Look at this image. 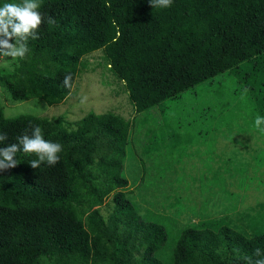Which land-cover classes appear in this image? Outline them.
Listing matches in <instances>:
<instances>
[{
    "label": "trees",
    "instance_id": "trees-1",
    "mask_svg": "<svg viewBox=\"0 0 264 264\" xmlns=\"http://www.w3.org/2000/svg\"><path fill=\"white\" fill-rule=\"evenodd\" d=\"M20 2L0 0V6ZM40 4L44 22L39 38H29L23 59L5 58L12 70L0 68V84L12 100L61 104L73 92L84 56L104 50L138 116L131 122L112 112H90L74 123L63 116L8 118L0 104V134L8 137L0 147L17 142L25 131L30 134V125L40 126L46 140L62 145L54 166L44 162L33 169L29 161L38 157L20 151L17 167L0 172V264H248L246 257L264 259V216L256 225L251 213L241 215L248 210L236 212L239 221L253 228L252 235L225 225L231 219L228 209L237 211L228 205L229 187H247L239 178L264 164V122L255 125L257 116L264 118V0H172L167 8H152L148 0ZM49 16L55 23L47 22ZM66 75L72 77L70 86L63 84ZM221 76L225 81L236 78L237 87L216 85ZM205 83L217 103L205 105L203 112L221 122L218 130H181L190 123L171 122L167 112ZM235 100L228 119L225 105H235ZM155 109L160 115L155 119L163 124L145 129L147 124L141 123L144 129H135L139 118L148 121ZM233 130L255 133L261 164L254 157L226 154L229 141H242ZM142 131H157L174 147L191 145L187 150L209 145L204 168L210 174L192 178L208 188L200 211H194L200 219L180 225L169 261L163 256L168 226L127 195L125 161ZM220 143L227 151L216 152ZM158 144L151 141L144 153L152 155ZM167 155L182 156L175 151ZM181 201L177 197L172 206ZM259 209L264 211V204Z\"/></svg>",
    "mask_w": 264,
    "mask_h": 264
},
{
    "label": "rangeland",
    "instance_id": "rangeland-1",
    "mask_svg": "<svg viewBox=\"0 0 264 264\" xmlns=\"http://www.w3.org/2000/svg\"><path fill=\"white\" fill-rule=\"evenodd\" d=\"M6 59H0V68L12 70L13 67L9 62H6ZM223 77L225 76L218 77L214 80L217 82L216 85L222 83L227 86V90H234L237 87L238 80L236 78L232 77V79L225 81ZM208 87V83L203 84L197 90L187 93L184 101L178 107L174 106L170 108V111L167 112L171 118L170 121L176 124L190 123L188 128L184 127L181 130H218V128L216 129V124H220L221 122L219 120H213L212 122V115L210 113L204 114L203 112L205 105L211 104V102L213 104L217 103L216 98H211L213 93L205 90ZM85 97L87 98L86 101L81 103V100ZM232 102L235 105H230V101L227 106L225 105L226 113L228 111L231 112L235 108L238 100ZM0 104L4 108L5 115L8 118H14L20 115H35L52 119L63 116L69 122L74 123L80 121L90 112L97 114L112 112L123 116L131 122L133 120L135 121L138 116L129 99L125 83L112 73L104 50H98L84 56L82 64L79 67L73 92L61 104L49 106L41 99L16 102L12 100L10 93L1 84ZM182 108L184 110L192 109V111H195V114L186 113L181 110ZM156 110H152L150 113L156 114ZM176 110L177 112L173 115ZM159 116L156 114L153 118H149L146 121L147 123L139 118L135 129H144L140 127L141 123L147 124V128L145 129H149V127L158 129V125L164 122L155 119L156 117L159 118ZM156 133L157 131L155 133L142 131L136 134V139L139 142L131 147V154L129 155L131 158L125 161L124 175L130 181L127 195H131L135 202L142 205L143 209L152 211L159 222L164 221V224L168 226L170 240L168 246L163 250V256L169 261L173 242L176 241L178 233L182 230V226L180 225L195 224L200 219L195 215L194 211H200L208 188H205L204 190L206 192H204L202 183L197 182L199 180H195L194 183L192 178L194 176L198 178L203 173L209 172V170H205L204 168L206 166L205 160L209 161L206 154V148L209 145L203 144L197 146V144H194L192 145L193 148L187 150L191 145L187 146L186 149H184L183 144L174 147L168 141L164 142V139L158 137ZM233 133L240 137L242 140L241 143L236 142L234 144L232 141H229L227 144L228 147L231 146L230 151L226 150L224 143H220L216 147V152L223 153L226 150L228 156L234 153L236 156L240 157L241 155V157L244 156L247 159H253L254 157L257 164H261L258 156L259 152L258 150H254L259 145V138H256L255 133L248 131L243 135L242 130H233ZM208 139L213 140L217 138L211 137ZM151 141H157V143L159 141L158 149L154 153H151L152 155L144 153L145 147L149 146ZM243 142L245 143L243 144ZM171 151H175L177 156H182L178 158L173 155L168 156L167 153ZM187 152L189 155L184 154ZM141 161H143V165ZM258 168L255 167L254 171L251 169L250 173L239 178L245 180L247 187L233 189L229 187L227 192L228 205H235L237 211H233L231 208L228 209L227 216L231 219L225 222V225L244 235H252L254 233L253 228L247 227L243 222L239 221L236 212H241V208L242 210H248L242 212L241 215L245 212L251 213L250 220L256 225L261 221V216H264V211L259 209V205L264 204V164L263 168H261L262 170H258ZM143 182L146 183L145 188L143 185L145 183ZM232 194L233 196H231ZM177 197L182 199L181 204L173 207L172 205L175 203ZM217 202L219 203V201ZM215 203H212L209 208L214 207ZM222 211L224 210L222 209ZM261 230L264 231V224Z\"/></svg>",
    "mask_w": 264,
    "mask_h": 264
},
{
    "label": "clouds",
    "instance_id": "clouds-1",
    "mask_svg": "<svg viewBox=\"0 0 264 264\" xmlns=\"http://www.w3.org/2000/svg\"><path fill=\"white\" fill-rule=\"evenodd\" d=\"M148 2L152 8H167L172 4V0H148ZM40 7V0H21L20 3H5L0 6V59L11 57L15 60L25 57L29 51L27 44L29 38H39L38 30L44 22ZM47 22L53 24L55 20L49 16ZM71 79V75H66L63 84L70 86ZM86 99V97L82 99L81 103H84ZM262 122H264V118L257 116L255 125L259 127ZM30 127V134L25 131L23 135L16 138L17 142L0 147V172L17 167L18 162L15 157L20 151L26 154H35L38 157L29 161V165L33 169L39 168L44 162L50 166L59 162L58 154L62 151V145L46 140L40 126L30 125ZM7 139V134H0V142ZM255 255H261L260 249L255 250ZM245 259L248 264H264V259L255 261L251 257Z\"/></svg>",
    "mask_w": 264,
    "mask_h": 264
}]
</instances>
